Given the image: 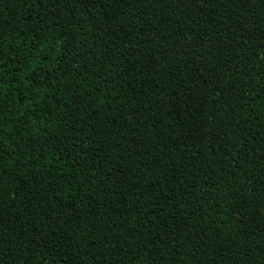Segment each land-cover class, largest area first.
I'll return each mask as SVG.
<instances>
[{
	"label": "trees",
	"instance_id": "1",
	"mask_svg": "<svg viewBox=\"0 0 264 264\" xmlns=\"http://www.w3.org/2000/svg\"><path fill=\"white\" fill-rule=\"evenodd\" d=\"M0 264H264V0H0Z\"/></svg>",
	"mask_w": 264,
	"mask_h": 264
}]
</instances>
